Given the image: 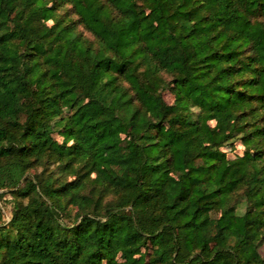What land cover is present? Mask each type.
<instances>
[{
	"label": "trees",
	"instance_id": "16d2710c",
	"mask_svg": "<svg viewBox=\"0 0 264 264\" xmlns=\"http://www.w3.org/2000/svg\"><path fill=\"white\" fill-rule=\"evenodd\" d=\"M0 192V264H264V0H0Z\"/></svg>",
	"mask_w": 264,
	"mask_h": 264
},
{
	"label": "rangeland",
	"instance_id": "374dc122",
	"mask_svg": "<svg viewBox=\"0 0 264 264\" xmlns=\"http://www.w3.org/2000/svg\"><path fill=\"white\" fill-rule=\"evenodd\" d=\"M80 32H83L84 35L86 37H89L91 38V36L85 32V30L83 28H81ZM164 98H165V101L168 105H174V102H175V95L173 94V92L171 91V89H169L168 91H166L164 93ZM55 138L57 140H59L61 143H64V142H68V143H71L72 141L71 140H68L66 138H63L61 136H59L58 134L55 135ZM226 152L228 153V156H229V159L230 161L233 163L237 162V158L239 156H242L244 154V147L238 142L235 144V147L233 148H227L226 149ZM42 172V169H33L31 171V174L33 175H36V174H40ZM68 180L70 181L71 178H68ZM0 194H4V192H0ZM13 198L11 196H7L3 199L0 200V205H1V208H2V218L0 219L1 222L3 223H9L12 218H13ZM74 212L73 213L71 212V218L68 219V218H64V222L68 225L72 224V219H73V216H74Z\"/></svg>",
	"mask_w": 264,
	"mask_h": 264
}]
</instances>
